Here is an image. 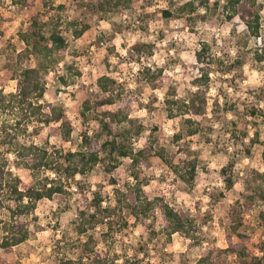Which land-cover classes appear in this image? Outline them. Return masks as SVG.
<instances>
[{
	"label": "rangeland",
	"instance_id": "obj_1",
	"mask_svg": "<svg viewBox=\"0 0 264 264\" xmlns=\"http://www.w3.org/2000/svg\"><path fill=\"white\" fill-rule=\"evenodd\" d=\"M185 1L137 0L106 10L96 0H52L53 8L35 0L34 9L0 0L2 93L16 90L20 67L37 63L36 55L22 53L25 43L18 35L29 26L32 13L55 15L66 39L64 50L55 52L40 74L45 90L35 99V112L28 116L18 107L0 105V123L7 126L0 125V159L13 175L24 183L31 178L30 170L17 164L16 143L33 142L52 152L75 150L84 132L98 133L101 141L116 135L132 146L151 140L181 172L190 161L196 167L188 182L158 155L133 167L130 157L101 151L92 169L67 178L68 192L61 201L40 198L22 216L28 235L13 246L22 264H56L61 256L98 257L105 264H244L254 255L264 261V59L255 57L264 43V0H256L257 36L248 34L237 15H227L225 0H194L192 9ZM84 23L86 28L75 35L74 27ZM199 49L201 60L196 58ZM148 70L156 76L154 85L145 78ZM102 73L110 76L117 93L111 104L94 102ZM80 89L91 100L84 113ZM48 103L55 112L62 109L63 116L53 118ZM122 104L132 110L127 119L116 121L113 113ZM104 119L109 131L101 125ZM188 126L197 128L190 133ZM54 174L41 169L38 177ZM135 174L142 195L153 201L146 213L116 191L134 183ZM95 193L101 198L98 222L77 233L76 211L94 210ZM159 198L194 220L193 235L162 230ZM7 216L1 207L0 217ZM88 232L102 233L101 240L88 239ZM227 233L246 241L245 256L227 248ZM0 264H10L1 247Z\"/></svg>",
	"mask_w": 264,
	"mask_h": 264
},
{
	"label": "trees",
	"instance_id": "obj_2",
	"mask_svg": "<svg viewBox=\"0 0 264 264\" xmlns=\"http://www.w3.org/2000/svg\"><path fill=\"white\" fill-rule=\"evenodd\" d=\"M19 4L34 9L35 0H15ZM137 0H96L99 8L111 9L117 7H127ZM203 2L204 0H200ZM46 5L52 8V0H42ZM212 3L216 4V1ZM184 5L190 9L194 6V0H187ZM58 7L63 4H57ZM180 6L179 9H183ZM224 8L228 16L237 15L246 25L249 35H259L261 22L259 9L256 7V0H225ZM164 12H168L164 9ZM59 19L55 15L49 14L46 18L41 17L34 12L31 14L29 26L18 31V35L24 41L25 47L22 50L26 54H34L37 56V63L35 65L22 66L18 70L17 86L15 91H9L4 94L0 89V105L3 107L12 106L18 107L17 112L23 115H32L35 109L39 107L35 104V99L41 97L44 93L45 86L40 79V74L46 71L52 64L55 52H62L66 46V39L60 31ZM86 23L80 27H74V34L79 35L86 28ZM135 48L140 49L139 43L134 44ZM203 49V46H202ZM201 49L196 52V58L201 60ZM255 57L259 60L264 59V43L260 45V50H256ZM63 82L67 81L61 76ZM147 82L151 85L155 84L153 71L145 73ZM112 79L106 73H102L97 77V87L99 89L94 100L97 104H111L116 100V92L113 88ZM83 89V88H82ZM82 89L77 92V97L81 101L82 112L84 113L91 106V100L87 95L83 94ZM197 92L194 91V94ZM6 97V98H4ZM50 110L54 112L53 118H61L63 116L62 109L56 110V107L48 103ZM132 108L127 104H122L116 107L113 118L116 121H122L128 118L129 112ZM171 112V109H169ZM187 122L190 119H186ZM3 129H7L6 123H0ZM102 127L108 131V123L104 119ZM12 126V125H11ZM196 126H188V131L194 132ZM67 133L69 131L67 130ZM122 138H125L127 132L124 130ZM175 139L180 138L181 133L176 131L173 134ZM106 151L110 156H128L130 157V164L135 167L141 162H146L152 156L158 155L164 159L174 170L181 174V177L190 182L196 176L195 162L190 161L189 165L181 172L176 165L167 159L163 148H157L151 140H145L143 144L138 146L127 145L122 140H117L116 135L111 136L103 141L100 140L98 133L88 134L84 132L81 135V142L78 149L64 150L59 147L55 150L49 151L44 146L33 142H18L14 147V152L17 159V164L25 166L30 170L31 178L27 183H24L18 175H13L6 166V160L0 159V208L6 207L8 210L7 218L0 217V247L1 253L10 264H22L15 257L13 246L27 238L28 227L22 216L27 215L36 206V201L40 198L47 197L57 201H61L68 189L65 183L68 177L75 173H85L92 169V167L100 159V152ZM262 156L264 157V146L262 149ZM114 166L113 164L110 165ZM110 167V168H111ZM109 168V169H110ZM41 169H50L54 171V175H43L38 177ZM136 181L132 184L126 185L123 189L116 188L117 193L122 194V199L127 204H136L143 213L147 212L148 207L153 203L151 199H147L142 195L141 189L137 183V175H134ZM113 179V182H117ZM226 182L231 184L232 180L227 177ZM264 196V195H263ZM120 196L118 195V198ZM264 198V197H263ZM120 200V199H119ZM11 201V202H10ZM94 210L90 207H81L76 211L74 228L77 233L83 234L88 229L98 222L97 210L101 204L100 195L95 193L91 199ZM158 205L161 210V228L167 235H171L175 231L183 232L187 235H193L195 230L194 220L186 214L180 207H174L162 198H159ZM264 218V214H262ZM88 239L99 241L102 238L100 235H94V232H88ZM227 248L236 253L239 257L246 255V241L241 238L232 239L231 234H226ZM80 240V239H79ZM87 245V240L83 241ZM200 260H205L201 257ZM244 264H264L262 255H254L249 259H244ZM56 264H105L98 257L91 260H85L82 257L61 256Z\"/></svg>",
	"mask_w": 264,
	"mask_h": 264
}]
</instances>
